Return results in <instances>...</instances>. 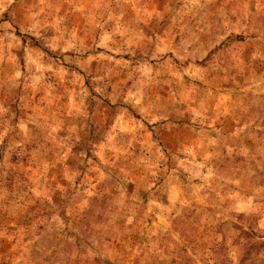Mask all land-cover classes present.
Wrapping results in <instances>:
<instances>
[{
    "label": "rangeland",
    "instance_id": "rangeland-1",
    "mask_svg": "<svg viewBox=\"0 0 264 264\" xmlns=\"http://www.w3.org/2000/svg\"><path fill=\"white\" fill-rule=\"evenodd\" d=\"M0 264H264V0H0Z\"/></svg>",
    "mask_w": 264,
    "mask_h": 264
}]
</instances>
